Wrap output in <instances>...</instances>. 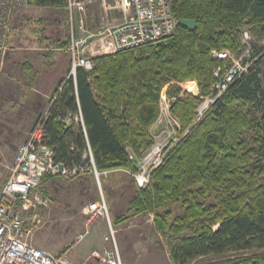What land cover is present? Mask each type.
Instances as JSON below:
<instances>
[{
    "label": "trees",
    "instance_id": "obj_1",
    "mask_svg": "<svg viewBox=\"0 0 264 264\" xmlns=\"http://www.w3.org/2000/svg\"><path fill=\"white\" fill-rule=\"evenodd\" d=\"M170 1L177 22L194 21L196 30L178 25L167 43L96 56L92 71L79 67L75 78L63 79L44 124L47 144L68 168L84 164L91 151L100 173H136L135 162L156 144L153 128L169 93L181 137L137 190L130 212L153 216L173 264L227 254L240 255L219 264H264V0ZM66 6L65 0H29L31 8ZM246 30L259 45H250L248 71L215 99V72L231 69L228 54L244 57ZM55 44L68 49L70 37ZM26 68L32 69L28 61ZM209 95L213 105L202 114Z\"/></svg>",
    "mask_w": 264,
    "mask_h": 264
},
{
    "label": "rangeland",
    "instance_id": "obj_2",
    "mask_svg": "<svg viewBox=\"0 0 264 264\" xmlns=\"http://www.w3.org/2000/svg\"><path fill=\"white\" fill-rule=\"evenodd\" d=\"M67 9V6L65 9L25 6L13 14L10 49L0 79V188L10 174L8 168L19 146L31 137L40 118L51 106L55 89L62 81L63 66L59 57L66 52L61 54L63 52L56 50L55 42L70 37ZM95 12L96 17L89 19L92 30L101 28L102 18L98 15L97 6ZM250 37V45L259 46L255 37ZM102 39L103 36L96 39L99 43L93 49L100 50L102 47L103 50L106 44ZM243 39L246 40L245 37ZM101 52L97 50L96 55ZM52 54V58L48 59ZM69 55L70 76L72 55ZM228 58L238 60L231 54ZM26 61L32 69L26 68ZM259 65L264 88V59ZM190 90L197 91L199 96L196 87ZM208 98L213 99V96L204 99L202 114L211 105L207 102ZM170 106V96L166 93L161 102L160 120L153 128L156 142L166 145L167 149H171L181 137L179 122L171 115ZM144 157L135 160L137 172ZM160 164L155 165L152 171ZM145 187H140L133 174L126 170L100 173L98 179L90 173L74 178L52 175L41 184L37 199L33 197L30 202L29 216L37 215L41 221L33 228L31 243L53 255L67 253L71 264H110L106 253L121 264H173L163 238L155 229L153 216H136L130 212V202L137 190ZM97 201L106 205L114 235L107 218H101L86 234L85 208ZM180 213L175 210L176 216ZM124 216L128 221L115 225L114 222ZM96 251L98 254H94ZM259 252L264 254V250ZM238 255H210L190 264H219Z\"/></svg>",
    "mask_w": 264,
    "mask_h": 264
},
{
    "label": "built area",
    "instance_id": "obj_3",
    "mask_svg": "<svg viewBox=\"0 0 264 264\" xmlns=\"http://www.w3.org/2000/svg\"><path fill=\"white\" fill-rule=\"evenodd\" d=\"M70 24V45L67 49L72 55V74L76 77V69L81 67L86 71L93 70V60L96 56L110 55L112 51L123 52L147 45L167 43L175 34L177 19L173 16L169 0H65ZM29 6V0H0V79L10 49V37L13 31V14L19 9ZM101 16V28L91 29L89 22L94 16L95 7ZM99 23V22H98ZM94 26V25H93ZM103 36L105 46L95 48L98 37ZM242 44L249 45L248 51L239 60H234L231 70L224 81L230 82L239 72H247L250 66L251 47L250 35L245 32ZM92 47V48H91ZM107 50V51H106ZM86 51L91 53L87 55ZM226 55L214 52V57L222 59ZM219 88H225L220 82ZM62 90V87L59 88ZM54 101V97L52 99ZM207 102L213 105L214 99ZM50 107V106H49ZM48 107V108H49ZM202 109V108H201ZM47 111L40 118L31 137L19 146L9 169V178L0 188V264H71L68 254L53 255L31 243L34 227L40 224L37 215L29 216L31 200L37 199V192L47 175H61L74 178L90 173L99 178L91 151L84 156V164L73 168L57 163L54 150L48 146L45 137L44 124ZM73 115L68 114L65 122ZM76 124L84 122L82 116L76 115ZM166 145L157 143L145 154L140 162L138 172L132 173L140 187L149 184L152 168L162 163L167 154ZM63 169L60 171L59 167ZM87 219L85 228L89 230L101 218H107V223L114 235L106 205L97 201L85 208ZM110 264H120V261L106 253Z\"/></svg>",
    "mask_w": 264,
    "mask_h": 264
},
{
    "label": "bare ground",
    "instance_id": "obj_4",
    "mask_svg": "<svg viewBox=\"0 0 264 264\" xmlns=\"http://www.w3.org/2000/svg\"><path fill=\"white\" fill-rule=\"evenodd\" d=\"M169 3H170V5H171V1L169 0ZM67 5V4H66ZM177 25H178V22H177ZM77 70H78V68L76 69V72H77ZM231 70V69H230ZM229 70V71H230ZM229 71H227L225 74H222L221 73V70H217L216 72H215V77L217 78V82H216V84L214 85V88H213V91H214V89L217 91V95H216V97H215V99H217V98H220L222 95H223V93L227 90V88H228V86H229V84L230 83H233V81L236 79V77L238 76V74H240L241 72H239V73H237L236 75H235V77L233 78V80H231L230 82H225L224 81V79H225V77H226V75L228 74V72ZM71 76L74 78V76H73V74L71 73ZM220 82H222L224 85H225V88L223 89V88H219V84L218 83H220ZM194 94H197V91H194ZM71 123V120H69V123H67V125H69ZM84 127V126H83ZM93 159H94V157H93ZM94 164H95V160H94ZM95 166H96V164H95ZM97 168V167H96ZM98 170V169H97ZM117 264H119V263H117ZM121 264V263H120Z\"/></svg>",
    "mask_w": 264,
    "mask_h": 264
},
{
    "label": "crops",
    "instance_id": "obj_5",
    "mask_svg": "<svg viewBox=\"0 0 264 264\" xmlns=\"http://www.w3.org/2000/svg\"><path fill=\"white\" fill-rule=\"evenodd\" d=\"M13 33V32H12ZM59 52H63L61 54H64V52H66L64 54V56H61L59 57V62L62 63V66H63V77H62V80L63 79H68L69 78V64H70V55L68 53V50L67 49H60L58 50ZM54 52V51H53ZM60 55V53H59ZM53 54L48 57L52 58ZM58 58V57H57ZM56 90V89H55ZM94 254H98V251L94 252Z\"/></svg>",
    "mask_w": 264,
    "mask_h": 264
},
{
    "label": "water",
    "instance_id": "obj_6",
    "mask_svg": "<svg viewBox=\"0 0 264 264\" xmlns=\"http://www.w3.org/2000/svg\"><path fill=\"white\" fill-rule=\"evenodd\" d=\"M178 25L193 32L196 30L197 26L195 24L194 21H190V20H179L178 21ZM160 128V125L158 126V128H156V130H158ZM60 171H62L63 167L60 166L59 167Z\"/></svg>",
    "mask_w": 264,
    "mask_h": 264
}]
</instances>
